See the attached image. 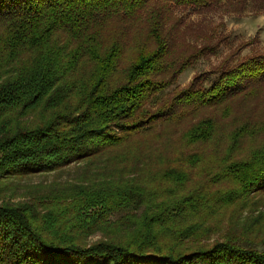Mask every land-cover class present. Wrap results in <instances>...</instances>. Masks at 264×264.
Here are the masks:
<instances>
[{
    "label": "trees",
    "instance_id": "1",
    "mask_svg": "<svg viewBox=\"0 0 264 264\" xmlns=\"http://www.w3.org/2000/svg\"><path fill=\"white\" fill-rule=\"evenodd\" d=\"M220 2L0 0V182L100 156L159 124L179 126L194 111L256 102L264 54L161 97L204 53L170 58L177 46L169 28L173 9L207 13ZM248 125L256 129L247 135L264 133V125ZM215 130L216 122L205 119L183 142L206 143ZM180 162L193 163L173 162L160 186L188 170ZM217 169L204 179L214 175L212 182L227 184L217 191L205 185L194 192L184 180L176 193L163 195L162 187L146 193L139 181L126 180L53 197L44 213L33 203H3L0 264H264L256 249L201 241L211 216L264 190V147L243 159L226 157ZM120 212L126 214L117 224L107 223ZM97 231L105 237L88 245Z\"/></svg>",
    "mask_w": 264,
    "mask_h": 264
},
{
    "label": "rangeland",
    "instance_id": "2",
    "mask_svg": "<svg viewBox=\"0 0 264 264\" xmlns=\"http://www.w3.org/2000/svg\"><path fill=\"white\" fill-rule=\"evenodd\" d=\"M169 28L177 38L171 59L186 53L188 56L195 50L194 56L199 51L204 53H200L177 77V82L167 90V95L161 96L163 99L177 90L189 88L197 79L212 76L222 66H233L255 55L264 54V0H222L207 13L176 8L173 9ZM259 94L261 97L256 102L239 99L222 105L218 111H194L179 126L173 123L168 126L159 124L152 132L133 137L125 145L55 172L11 177L1 181L0 205L33 203L40 213H44L45 205L53 197L66 192L70 194L73 190L80 191L83 186H109L121 181L119 184H124L126 180H137L135 183L139 181L138 185L146 193L165 188L163 195L178 192L185 182L188 183L187 188L194 192L205 185L210 186L209 190L212 191L227 188L223 181L212 182L218 171L217 166L223 159H243L251 151L264 147V133L253 137L247 135L249 129H256L248 123L264 125V88ZM205 119L216 122L214 136L206 143L188 147L183 142L185 134L193 125ZM29 121L32 122L33 118ZM235 142H238L237 147L231 151ZM186 160L193 162L191 167L189 164L184 167L180 162L177 166L188 170L181 171L183 174L179 172L172 175L173 178L163 181L160 186L168 167L173 162ZM211 170L214 175L205 183L204 179H208L207 173ZM172 179L180 180L181 185L175 181L172 183ZM125 214H113L107 223L115 224ZM203 230L207 231V235L202 236L201 241L206 245L230 241L243 248L264 253V190L211 216ZM105 234L97 231L87 237V244L100 242Z\"/></svg>",
    "mask_w": 264,
    "mask_h": 264
}]
</instances>
